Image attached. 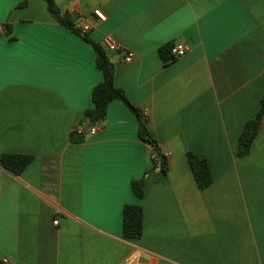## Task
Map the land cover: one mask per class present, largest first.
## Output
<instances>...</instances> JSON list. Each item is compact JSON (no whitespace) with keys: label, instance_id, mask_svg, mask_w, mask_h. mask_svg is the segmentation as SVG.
<instances>
[{"label":"crops","instance_id":"0c3cea01","mask_svg":"<svg viewBox=\"0 0 264 264\" xmlns=\"http://www.w3.org/2000/svg\"><path fill=\"white\" fill-rule=\"evenodd\" d=\"M54 1L62 16L91 26L90 39L119 45L108 52L115 86L143 112L170 171L154 166V148L121 100L97 134L72 138L104 82L93 47L44 0H0V159L32 158L16 176L0 161V260L264 264V117L239 157L264 96V0ZM168 43L187 54L164 64ZM190 152L209 163L206 189ZM143 176L138 198L131 183ZM132 204L143 208L144 231L127 240L123 209Z\"/></svg>","mask_w":264,"mask_h":264},{"label":"trees","instance_id":"16d2710c","mask_svg":"<svg viewBox=\"0 0 264 264\" xmlns=\"http://www.w3.org/2000/svg\"><path fill=\"white\" fill-rule=\"evenodd\" d=\"M51 12V15L57 22L80 34L81 38L89 43L96 53V67L100 69L104 75V82L97 84L92 92L93 102L95 106L84 113V119L89 126L102 125L107 117L108 107L114 100H121L139 120L138 136L141 140L150 144L155 151L158 160L153 159L154 166L160 168L163 176H166L170 171V165L165 153L161 150L159 142L151 135L147 127L143 112L135 106L127 97L123 89L116 87V68L103 42H96L89 38L88 34H82L76 28L75 23L68 17H64L54 0H44ZM23 3V5H25ZM173 45L165 44L160 48V54L164 64L172 63L176 58L171 54ZM264 117V96L262 98V108L257 115L251 119L239 138V157L247 156L252 149L255 136L262 125ZM85 135L77 136L75 132L72 138L77 142H82ZM188 160L194 174V179L200 189L208 188L213 182V175L209 163L206 159L189 153ZM1 165L13 175L21 174L26 167L32 162L31 156L28 155H9L3 154L1 156ZM133 192L138 198L145 197V177L138 180H133L131 183ZM144 211L139 205H126L123 209V237L127 240L140 239L143 235ZM0 264H8L4 260H0Z\"/></svg>","mask_w":264,"mask_h":264},{"label":"built area","instance_id":"2783aa9c","mask_svg":"<svg viewBox=\"0 0 264 264\" xmlns=\"http://www.w3.org/2000/svg\"><path fill=\"white\" fill-rule=\"evenodd\" d=\"M94 16L100 21V22H104L106 20V17L104 15V13L101 10H95L94 12ZM76 28L80 31V33L82 34H87L90 30H91V26L85 22V21H78V23L75 24ZM4 31V27L2 25H0V32ZM107 49L108 52H116L120 49L119 45H117L115 42L113 41H105L103 43ZM188 52V47L185 45H173L172 49H171V54L177 59V58H181L183 56H185ZM133 57L134 54L132 52H130L127 57H126V62L130 63L133 61ZM100 130V126L99 125H95V126H89L87 124H82L81 126H79L78 128L74 129V132L77 134V136L80 135H90V136H94L95 134H97V132ZM154 159L158 160V157L156 155H154ZM59 212V210H58ZM55 225L58 224V221L54 222ZM126 264H130V262H126Z\"/></svg>","mask_w":264,"mask_h":264}]
</instances>
